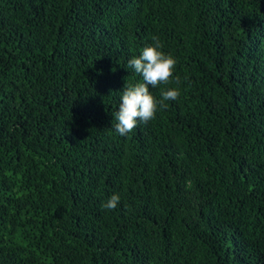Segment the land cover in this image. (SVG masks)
<instances>
[{"label": "trees", "instance_id": "obj_1", "mask_svg": "<svg viewBox=\"0 0 264 264\" xmlns=\"http://www.w3.org/2000/svg\"><path fill=\"white\" fill-rule=\"evenodd\" d=\"M153 36L180 96L121 136ZM0 264H264V0H0Z\"/></svg>", "mask_w": 264, "mask_h": 264}, {"label": "clouds", "instance_id": "obj_2", "mask_svg": "<svg viewBox=\"0 0 264 264\" xmlns=\"http://www.w3.org/2000/svg\"><path fill=\"white\" fill-rule=\"evenodd\" d=\"M152 39L154 45L145 47L141 55L131 58L127 64V68L133 69L140 75L142 81L134 85L126 83L123 88L114 125L116 132L121 136L128 135L141 123L147 124L155 120L158 110L167 106L166 101H175L180 96L178 88L162 91V98L159 100L150 91V88L179 81V77L175 75L176 59L162 51L158 37L153 36ZM119 203L120 196L114 194L102 205V208L114 210Z\"/></svg>", "mask_w": 264, "mask_h": 264}]
</instances>
